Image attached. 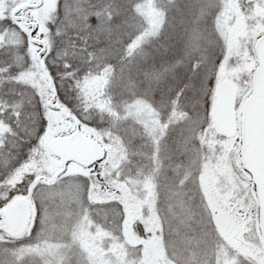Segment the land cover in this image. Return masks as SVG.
Instances as JSON below:
<instances>
[{"label":"snow or ice","instance_id":"6c2138e0","mask_svg":"<svg viewBox=\"0 0 264 264\" xmlns=\"http://www.w3.org/2000/svg\"><path fill=\"white\" fill-rule=\"evenodd\" d=\"M0 264H264V0H0Z\"/></svg>","mask_w":264,"mask_h":264}]
</instances>
